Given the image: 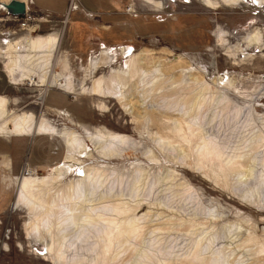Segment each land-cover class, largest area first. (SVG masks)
Listing matches in <instances>:
<instances>
[{
  "label": "rangeland",
  "instance_id": "rangeland-1",
  "mask_svg": "<svg viewBox=\"0 0 264 264\" xmlns=\"http://www.w3.org/2000/svg\"><path fill=\"white\" fill-rule=\"evenodd\" d=\"M125 11L143 18L137 21L143 35L100 45L80 61L61 46L63 30L73 27L64 17L59 26L37 22L29 31L0 22L5 119H45L60 131H77L89 150L78 156L54 135L63 154L27 175L35 172L48 182L42 186L45 201L36 192L31 196L44 210L31 214L16 201L17 210L1 217L0 264H264V47L249 43L250 32L264 33V9L252 0L238 6L222 0H134ZM50 36H58L59 45L46 70L48 83L38 77L14 81L8 71L14 44ZM118 47L144 53V72L165 82L142 92L139 75L130 77L123 91L128 109L94 92L96 81L105 91L115 83L112 70L132 66L135 54L125 58ZM103 50L117 54L114 64L90 73V60ZM158 68L161 73H155ZM50 70L64 85L71 77L73 90H62ZM50 88L74 95L70 103L80 102L75 110L67 105L73 116L45 108ZM197 99L203 100L199 116L194 109L183 118L185 104ZM96 144L112 147V156H101ZM250 145L255 149L249 155ZM239 151L250 159L228 164ZM83 173L105 182L81 207L90 211L91 225L77 234L71 227L64 242L56 223L45 224L47 213L80 204L51 205V199L65 197Z\"/></svg>",
  "mask_w": 264,
  "mask_h": 264
},
{
  "label": "bare ground",
  "instance_id": "bare-ground-1",
  "mask_svg": "<svg viewBox=\"0 0 264 264\" xmlns=\"http://www.w3.org/2000/svg\"><path fill=\"white\" fill-rule=\"evenodd\" d=\"M222 1L226 6L229 5L238 6L239 4L249 3V0H222ZM252 4L257 8L264 9V0H252ZM250 33L251 34L249 36V43L254 47L255 46H258L259 48L264 47L263 31L261 29H256L254 32H250ZM25 43L26 44L24 43L14 44L13 53L9 58L8 71L11 73L14 81H23L25 79L31 81L34 80L33 77H38L39 82L42 85L47 84L49 77L47 76L48 74L46 70L51 66L53 67L52 62L54 55L57 53L58 50L59 37L50 36L49 38L42 39L40 41H35L29 38L25 40ZM129 52H130L129 49L126 48H122L119 51L121 56L125 58L130 55L132 56V54H135L133 52L129 54ZM144 56H145L144 53H142V55H140V53L135 54L132 61V66L129 67V69L127 70H125L126 68L123 71L120 70L118 72H114V70H112L111 72H113L115 83H113L108 90L105 91V89H101L102 88V86H100L101 82L96 81L95 87L97 90H94V92L96 94L99 92L103 93L104 94L103 97L105 98L106 97L114 98L118 102V104H120L125 109H128V104L125 100V95L123 91L128 87V82L131 79L130 77H135L136 75H139L137 86L139 87V89H141L142 92L154 91L155 89L162 88L165 82L163 83L160 77H155L154 73L150 75L144 72L143 70V67L145 66L144 65L145 58H143ZM114 58L115 59L117 58V54H115L114 56H110V52L103 50L99 58L92 59L89 72L93 73L95 70L101 67H111L115 62ZM49 73H50L49 74L50 77H54L55 82L60 83L59 80L60 74H56L53 76V71L51 70ZM155 73H161L159 68ZM50 82H52V80ZM59 85L63 88H70L66 86H70L71 82L69 81L65 85L62 84L61 82ZM71 90L73 89L71 88ZM4 103H5L4 99L0 98V136H5V137H9L13 135L32 136L34 134H49L51 136L60 135L69 146V150L71 152H75L78 156L81 157L82 156L84 157L85 155L88 154L89 150L85 146L83 141L80 139L79 135L76 133L77 131L74 132L73 130H69V129H64L63 131H60L55 127H53L45 119H42L40 123L36 124L35 117L31 114H20V115H15L9 119H5L7 112L3 108ZM184 108H185L184 109L185 112L183 113V118L189 119L194 109H196V112H198L197 115L199 116V112L203 108V100L199 101L197 99L193 103L185 104ZM85 127L83 126L82 128L88 132V129ZM96 147L98 148V144H96ZM253 149H255L254 146L252 145L248 146V153L252 152ZM97 150L101 153V156L103 155L104 157H111L113 153V148L107 144L103 145L101 149L98 148ZM230 159L231 160L227 161L228 164L235 160L247 161L250 158L247 157L246 155H243V152L239 151L237 152V154H234V156ZM250 161H249L250 163L253 162V160ZM228 164L226 166H229ZM233 170L235 172L238 169H233ZM35 174L36 173L34 172L32 176L29 177H27V175L25 177L22 176L23 178L17 181L16 198L18 202L17 204H19V206L24 207L31 214L37 215L40 214L44 209L41 207L39 203L35 202L31 198V196L35 195L34 193L36 192V194L40 196V200L45 201L46 194H44V192L42 191V186L45 187V185L48 184V182L46 179L39 181V179L35 177ZM225 175L226 178H229V176L233 174L227 173ZM61 177L62 175L58 177L59 180L61 179ZM232 177L230 176V178ZM104 182L105 181L101 180V178L99 177H92L90 175H86L85 173H83V176L78 181H76L75 183L72 182L74 183V185L72 188L69 189L65 197L61 198L60 195H57L51 199L52 200L51 205H54L59 202H66L67 200L69 202H72L73 200H78L80 204L74 207H69V206L63 207L61 211L58 213H55V211L53 210L48 211L47 213L48 219L45 221V224L52 226L56 223L59 232H61L60 234L62 236V241L64 242H66V240L68 239L69 235L67 236V231L71 227H73L74 234H77L79 231L85 229L84 227L90 226L93 219L92 215L90 211L86 212L85 210L81 209V207L82 204L90 203L93 201V195L95 194V192H97L98 189L102 187ZM79 217L80 220L78 219ZM87 240L90 241L91 238L85 239L84 242L85 241L88 242Z\"/></svg>",
  "mask_w": 264,
  "mask_h": 264
},
{
  "label": "crops",
  "instance_id": "crops-1",
  "mask_svg": "<svg viewBox=\"0 0 264 264\" xmlns=\"http://www.w3.org/2000/svg\"><path fill=\"white\" fill-rule=\"evenodd\" d=\"M20 1L25 3L28 12L39 15H35L36 18H44L48 27L59 26L67 9L66 0ZM79 2L85 14L73 13L70 16L66 25H72V30L68 33V27L65 28L61 41L63 50L75 54L77 61L100 45L116 46L135 36L143 35L142 24L137 23L138 20L144 22L143 18L132 17L125 11L127 3L134 0H79ZM36 26L38 28V25ZM91 62L92 60L88 66H91ZM66 81L71 82L70 86H66L70 88L60 86L61 89L72 91L71 77ZM62 90L50 88L45 93V108L70 118L73 115L68 108L71 106V109L75 110L80 102L74 101L71 104L69 98L75 96ZM67 105L70 106L67 108ZM56 138L49 134L0 136V219L7 212L17 210V181L24 177H21L24 168L32 171L46 169L57 155L63 154L62 146Z\"/></svg>",
  "mask_w": 264,
  "mask_h": 264
},
{
  "label": "built area",
  "instance_id": "built-area-1",
  "mask_svg": "<svg viewBox=\"0 0 264 264\" xmlns=\"http://www.w3.org/2000/svg\"><path fill=\"white\" fill-rule=\"evenodd\" d=\"M67 1V9L64 15V23L66 24L72 14V12L81 10L80 2L79 0H66ZM35 13L28 12L26 9V13L23 16L20 17H11V16H4L3 18H0V22L3 23H10V24H16L17 29L21 31H29L31 28H33V24L37 22H47L44 18H36ZM123 47H118V50H120ZM117 49V48H116ZM129 49V48H128ZM129 54L133 52V49H129ZM1 161V160H0ZM32 170L28 168H24L22 172V176H26L28 174H31Z\"/></svg>",
  "mask_w": 264,
  "mask_h": 264
},
{
  "label": "water",
  "instance_id": "water-1",
  "mask_svg": "<svg viewBox=\"0 0 264 264\" xmlns=\"http://www.w3.org/2000/svg\"><path fill=\"white\" fill-rule=\"evenodd\" d=\"M0 11L6 16L20 17L26 13V6L20 0H8V2H0Z\"/></svg>",
  "mask_w": 264,
  "mask_h": 264
},
{
  "label": "trees",
  "instance_id": "trees-1",
  "mask_svg": "<svg viewBox=\"0 0 264 264\" xmlns=\"http://www.w3.org/2000/svg\"><path fill=\"white\" fill-rule=\"evenodd\" d=\"M0 15H1V16H5V14H3V13H1ZM34 15H37V16H39V15H38V14H36V13H35Z\"/></svg>",
  "mask_w": 264,
  "mask_h": 264
}]
</instances>
